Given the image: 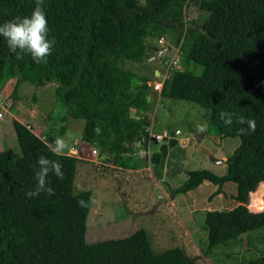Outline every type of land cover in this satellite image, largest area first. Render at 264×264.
<instances>
[{
  "label": "trees",
  "instance_id": "trees-1",
  "mask_svg": "<svg viewBox=\"0 0 264 264\" xmlns=\"http://www.w3.org/2000/svg\"><path fill=\"white\" fill-rule=\"evenodd\" d=\"M37 4L54 40L47 61L34 63L23 53L16 59L0 39V68L4 65L7 76L17 80L13 100L24 82L57 84L54 97L63 112L50 117L47 137L12 122L21 157L14 159L8 148L0 152V264H197L180 247L155 252L151 234L143 228L90 247L86 233L94 194L74 193L78 157L49 151L50 142L66 134L71 118L83 122L81 140L100 157L110 156L125 170L151 164L159 172L165 145L148 160L133 156L136 141L148 147L142 139L156 106L150 100L151 79L121 65L144 64L155 55L154 47L168 45L178 49V64L160 95L210 110L207 135L240 140L224 162V175L187 171L186 182L172 196L205 181L218 186L219 195L226 182L236 183L239 205L206 212L208 242L199 251L210 258L220 248L246 244L259 253L246 264H264V199L257 190L264 183V0H0V22L27 15ZM191 9L208 16L199 25L196 19L187 21ZM166 36L174 40L170 43ZM162 37L165 41L158 45ZM196 66L202 68L200 74ZM4 87L0 81V94ZM221 111L233 114L231 126L223 125ZM241 116L253 119L255 128L239 134L247 127L239 123ZM176 143L171 139V145ZM41 154L61 162L63 178L49 174L53 194L26 197ZM251 193L252 207L261 212L249 209Z\"/></svg>",
  "mask_w": 264,
  "mask_h": 264
},
{
  "label": "rangeland",
  "instance_id": "rangeland-1",
  "mask_svg": "<svg viewBox=\"0 0 264 264\" xmlns=\"http://www.w3.org/2000/svg\"><path fill=\"white\" fill-rule=\"evenodd\" d=\"M207 16L208 12L205 10L191 9L186 13V20L196 19L199 25ZM166 40L171 43L174 38L167 37ZM157 55L158 53L155 56ZM154 57L144 64L125 62L121 66L152 79L154 71L158 68ZM190 69L193 70V66ZM201 71L202 68L196 66L195 72L200 74ZM0 81L5 82L0 94V113L3 114L0 118V152L8 148L13 154L12 157L18 159L21 152L13 120L27 125L38 136L47 137L53 123L50 122V117L56 116L59 111L63 112L54 97L57 84L48 83L36 87L24 82L19 87L18 99L13 100L10 94L17 80L7 76L4 65L0 68ZM150 100L156 105L154 114L157 115L156 122H159L157 130H169L171 133L174 129H180L188 137L187 142H183L184 139L180 140V137L177 139L178 142L175 140L177 143L174 146L170 144L169 154L162 164L161 173L163 175L164 169L172 167L176 174L169 172L165 175V182L161 184L163 190L155 188L156 183L153 181L159 176L158 167L155 169V165L150 164L137 173L119 167L110 156L100 157L97 149H95L97 153H93L94 147L82 142L83 122L71 118L67 121V131L62 137L64 149L61 153L79 159L74 193L91 191L94 194L87 222L88 245L92 247L109 240L126 238L143 228L151 234L155 252L187 247L188 255L194 258L197 264H246L247 261L256 258L259 255L258 251L247 249L246 244L244 247L234 248L232 245L220 248L214 251L210 258H205L199 251V248L205 247L208 242L205 214L207 210L213 208V203H207V200L215 191L216 185L205 181L199 190L176 194L177 207L173 202L169 203V199L168 202L164 201L166 197H171L170 192L167 196L163 194V191L167 193L169 187L174 190L184 184L188 178L186 172L190 170L207 169L216 175H224L227 170L226 164L217 161H222V156L227 158L231 156L239 146L240 140L220 139L215 132H210L211 134L206 136L204 129L211 112L199 105L166 99L157 94H151ZM200 135L204 139L203 142L199 140ZM152 145L155 150L156 143L153 142ZM140 146V143L135 142L134 150L140 151ZM70 149H73V152ZM151 190H154L156 197L161 195V198L153 201L150 196ZM181 222L190 230L187 237L183 233L177 234Z\"/></svg>",
  "mask_w": 264,
  "mask_h": 264
},
{
  "label": "clouds",
  "instance_id": "clouds-1",
  "mask_svg": "<svg viewBox=\"0 0 264 264\" xmlns=\"http://www.w3.org/2000/svg\"><path fill=\"white\" fill-rule=\"evenodd\" d=\"M49 27L46 19L45 11L37 4L31 12L23 16H15L9 20L0 22V39L6 43L9 51L15 55L16 59L21 58V54H28L34 63L46 62L49 54L53 50L54 40L48 36ZM219 119L225 126H231L233 122V114L221 111ZM242 127L238 129L239 134L255 128V121L251 118L245 119L241 116L237 118ZM99 132V129H96ZM47 143V142H46ZM49 151L59 153L64 149V141L57 136L50 142ZM73 152V149H70ZM94 153V151H93ZM61 162L50 159L43 154L36 158L33 167V179L35 183L29 187L24 195L26 197H34L39 193L53 194L54 189L50 186L49 174L55 175L58 179L63 178ZM83 204V201H78Z\"/></svg>",
  "mask_w": 264,
  "mask_h": 264
},
{
  "label": "crops",
  "instance_id": "crops-1",
  "mask_svg": "<svg viewBox=\"0 0 264 264\" xmlns=\"http://www.w3.org/2000/svg\"><path fill=\"white\" fill-rule=\"evenodd\" d=\"M158 43H160L159 41H158ZM171 46L172 45H168L166 48H168L169 47V49H167V50H170V48H171ZM166 50V51H167ZM161 51V50H160ZM165 51V52H166ZM155 74H156V71H154V76H155ZM154 76H153V78H152V80L154 79ZM151 94H154L153 92L151 93ZM154 95H156V94H154ZM157 109H158V105H157V107H156V111H157ZM159 111V110H158ZM157 111V112H158ZM154 113H155V111H154ZM153 113V115H152V117H151V122H150V124H153V126H154V131L156 132V133H163V132H165L164 130H157L156 128L158 127V125H159V122H156V120H157V115L155 116V114ZM207 125V124H206ZM166 130V129H165ZM175 130H180V129H174V130H172L173 131V133H174V131ZM168 132H170L169 130H167ZM171 131V132H172ZM180 131H182V130H180ZM204 132H206V126H205V129H204ZM35 133V132H34ZM36 134V133H35ZM204 133H202V135H203ZM202 135H200L199 136V140L200 141H204V139L202 138ZM206 136H208L207 134H205ZM188 136V135H187ZM211 136V135H210ZM181 137V138H180ZM180 137H177V138H172L173 140H177L178 138H180V140H182V139H184V140H182L183 142H187V138L188 137H186L185 136V132H183L182 131V135L180 136ZM144 139V138H143ZM170 141H171V139H169V140H165L164 142H159V143H156V149L155 150H153V145L152 144H150V146L149 147H147V148H144L143 146H140V148H141V150L139 151V150H135V152L133 153V156H135V157H141V158H147V159H150V157H152V155H154V154H156L157 152H159V150L161 149V147L162 146H166V149H167V155L169 154V147H171L170 146ZM136 142H138V141H136ZM177 142H178V140H177ZM138 143H140V142H138ZM141 144V143H140ZM174 146V145H173ZM200 150V149H199ZM93 151H95V153H97V151L95 150V148L93 149ZM139 152H144L143 154H141V155H139L138 153ZM12 156H13V154H12ZM167 157L168 156H166V158H165V160L167 159ZM222 159H223V161L225 162L226 160H227V157H225V156H222ZM175 162V161H174ZM173 162V163H174ZM173 166V165H172ZM149 167V166H148ZM164 169V168H163ZM142 170V169H141ZM141 170H129V171H134V173H137V172H139V171H141ZM169 172H171V174H176V170L175 169H173L172 167L171 168H169V169H164V173H163V175H162V173H161V170H159V176L158 177H155L154 179H153V181L156 183V187L155 188H159V189H161V190H163L164 189V187L161 185L162 183H164L165 182V178H166V176L165 175H167V173H169ZM187 173V172H186ZM161 175H162V177H161ZM204 185V183L202 184V185H200L198 188H196V189H194V190H192V191H195V190H199L200 188H201V186H203ZM160 186V187H159ZM155 188H154V190H155ZM237 184L236 183H234V182H226L223 186H222V193H220L219 195H215V192L217 191V189H218V186H216V188H215V191L209 196V198H208V200H207V203H213V208H211V210H207V211H213V210H219V211H222V210H231V209H233V208H235L236 206H238L239 205V202L238 201H236L235 199H234V196L237 194ZM176 189V188H175ZM154 190H151V192H150V196L152 197V199H153V201L154 200H157V199H160L161 197V195L159 196H157L156 197V194L154 193ZM257 190H261V193H260V195H261V197L264 199V183H261L260 185H259V187H258V189ZM170 192V193H169ZM172 189L169 187L168 188V190H167V193H165L164 191H163V194H165L166 196H167V194L169 193L170 194V196L171 197H166V200H164V201H167L168 202V199H169V203L170 202H173V204L175 205V207H177V203H176V201H175V197L176 196H172ZM190 192V191H189ZM188 193V192H187ZM253 194L254 193H251V195H250V204H249V209L252 211V212H261V210H257L256 208H254V207H252L253 206V203H252V196H253ZM196 197H198V195H195ZM195 212H197V211H195ZM194 212V213H195ZM181 226H179V228L177 229V234H179V233H183L186 237H187V235L189 236L190 235V230L187 228V226H184V224L181 222ZM191 225V224H190ZM179 232V233H178ZM180 248H183V247H180ZM187 247H185V248H183L185 251H186V253L188 254V252L189 251H187V250H189L188 248L186 249ZM198 250V249H197Z\"/></svg>",
  "mask_w": 264,
  "mask_h": 264
},
{
  "label": "built area",
  "instance_id": "built-area-1",
  "mask_svg": "<svg viewBox=\"0 0 264 264\" xmlns=\"http://www.w3.org/2000/svg\"><path fill=\"white\" fill-rule=\"evenodd\" d=\"M164 38H160L159 42L162 44L164 42ZM175 50V51H174ZM178 49H175L173 46H171L170 50H167L166 53L161 57L158 68L155 70L156 74L154 76V79L150 80L148 82V85L152 88V92L154 94L160 95L164 86V83L166 79L168 78V75L170 71L175 68L178 64V56H177ZM3 117V114L0 113V118ZM147 137L142 139L143 142L147 144L149 147L150 144L153 141L156 142H164L165 140H169L172 138H177L182 135V131L175 130L173 135L172 133L165 131L163 133H156L154 131L153 124H150L147 129ZM95 153V151H94ZM144 152H139L138 154L141 155Z\"/></svg>",
  "mask_w": 264,
  "mask_h": 264
},
{
  "label": "flooded vegetation",
  "instance_id": "flooded-vegetation-1",
  "mask_svg": "<svg viewBox=\"0 0 264 264\" xmlns=\"http://www.w3.org/2000/svg\"><path fill=\"white\" fill-rule=\"evenodd\" d=\"M154 49H158V48L154 47ZM158 50L160 51V50H163V49H158ZM159 51H158V52L156 51L155 55H156L157 53H158V55H159ZM164 53H165V52H164ZM164 53L162 54V56L164 55ZM155 55H154V56H155ZM158 55H157V58H155L156 56H155V57L153 56V57L155 58V59H154V62L157 63V64L159 63V61H160V59H161V57H162V56H158Z\"/></svg>",
  "mask_w": 264,
  "mask_h": 264
},
{
  "label": "water",
  "instance_id": "water-1",
  "mask_svg": "<svg viewBox=\"0 0 264 264\" xmlns=\"http://www.w3.org/2000/svg\"><path fill=\"white\" fill-rule=\"evenodd\" d=\"M167 49H169V47L168 48H165V49H163V50H161V51H159L158 49H155L157 52L159 51V55L158 56H162V54L167 50ZM155 58H157V56L155 57ZM154 58V59H155ZM224 161L222 160V161H217V163H223Z\"/></svg>",
  "mask_w": 264,
  "mask_h": 264
}]
</instances>
